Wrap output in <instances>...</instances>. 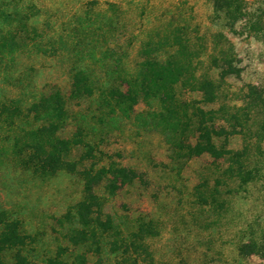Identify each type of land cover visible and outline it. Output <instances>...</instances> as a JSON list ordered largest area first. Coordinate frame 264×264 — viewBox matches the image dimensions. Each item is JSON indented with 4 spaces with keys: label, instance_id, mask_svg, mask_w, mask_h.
<instances>
[{
    "label": "trees",
    "instance_id": "1",
    "mask_svg": "<svg viewBox=\"0 0 264 264\" xmlns=\"http://www.w3.org/2000/svg\"><path fill=\"white\" fill-rule=\"evenodd\" d=\"M206 1L205 22L188 0L89 1L57 32L36 4L0 0V178L59 177L66 193L44 220L0 207V264H155V241L190 214L173 195L198 160L190 206L226 214L252 187L264 205V89L235 86L233 42H264V0ZM37 58L66 89L29 80ZM143 137L164 153L144 151L145 168L123 145ZM239 233V256L264 255L263 220Z\"/></svg>",
    "mask_w": 264,
    "mask_h": 264
},
{
    "label": "rangeland",
    "instance_id": "2",
    "mask_svg": "<svg viewBox=\"0 0 264 264\" xmlns=\"http://www.w3.org/2000/svg\"><path fill=\"white\" fill-rule=\"evenodd\" d=\"M36 4L41 13L35 22L42 25L49 21L54 30L59 32L62 26L74 15H79L89 1H97L100 6L108 2H124L125 0H25ZM145 1V0H144ZM180 0H149L159 9L173 5ZM253 1V0H246ZM193 5L199 21L205 22L210 13V6L206 0H188ZM234 38L236 51L241 60L242 74L240 81L235 82L239 87L245 83H253L264 89V42L246 39L244 36ZM29 80L43 86L56 83L63 89L67 88V77L60 67L49 59H35ZM139 144L126 141L123 145L127 151H134L128 158L130 163H140L141 167H148L143 157L144 151H149L157 159H163V149L158 139L143 137ZM122 145V143H121ZM202 165V160L193 162L184 176V183L179 189L180 194L173 195L175 212L183 209L189 211V216L179 217L173 221L170 229L155 241V264H264V255L241 257L236 251L239 241V231L246 221L261 219L264 221V205L258 187L249 190L248 197L233 203L226 214L213 213L208 208L201 211L190 206L189 189L197 183L196 170ZM184 185V186H183ZM64 184L61 178L26 186L22 179L15 175L0 178V207L17 210L21 205H28L29 219H37L39 215L44 219L57 211L65 200ZM68 192V191H67Z\"/></svg>",
    "mask_w": 264,
    "mask_h": 264
}]
</instances>
